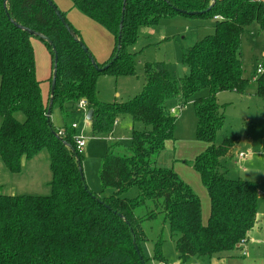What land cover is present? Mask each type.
Wrapping results in <instances>:
<instances>
[{
	"label": "trees",
	"instance_id": "16d2710c",
	"mask_svg": "<svg viewBox=\"0 0 264 264\" xmlns=\"http://www.w3.org/2000/svg\"><path fill=\"white\" fill-rule=\"evenodd\" d=\"M71 2L113 36L109 58L96 62L99 68H107L94 67L89 51L79 44V31L60 11L70 27L67 30L46 0H0V159L10 172L17 173L23 158L46 149L51 171L48 195L0 193V264L165 263L161 238L154 243L151 257L144 255L141 246L147 240L142 221L159 212L175 237L182 262L239 249V242L246 241L258 222L259 187L254 181L226 176L223 163L233 156L237 139L225 137L214 144L224 122L218 94L248 91L241 59L242 35L253 22L264 32V0ZM174 15L213 22V32L183 52L188 73L176 78L163 61L144 62V83L138 94L124 102L101 101L96 90L99 74H136L137 53L130 48L139 30ZM32 38L39 39L50 53V84L56 51L55 88L51 96L49 85L45 99L36 76ZM260 66L254 94L264 98V64ZM203 90L207 94L197 96ZM50 97L51 115L57 106L62 118L77 112L79 101L85 100L87 110L93 109L89 120L92 135L111 133L123 114L142 123V129H132L126 154L114 153L112 146L106 148L99 170L102 191H92L80 176L73 122L64 123L59 135L51 117L47 120ZM177 98L192 99L196 138L208 145L191 161L209 197L206 222L195 192L175 171L157 166L152 158L166 141L174 140L176 115L169 104ZM107 188L112 193L103 196ZM132 188L137 195L127 197ZM147 201L153 202L154 209L145 217L137 215L136 209Z\"/></svg>",
	"mask_w": 264,
	"mask_h": 264
},
{
	"label": "rangeland",
	"instance_id": "374dc122",
	"mask_svg": "<svg viewBox=\"0 0 264 264\" xmlns=\"http://www.w3.org/2000/svg\"><path fill=\"white\" fill-rule=\"evenodd\" d=\"M52 1L60 11L64 12L70 25L79 31L82 42L91 54L95 53L96 60L102 58L107 60L114 46L113 36L103 26L74 7L71 0ZM212 23V19L174 15L160 19L154 26L141 28L137 40L130 48V52L137 53L136 74L116 76L112 71L99 74L96 82L98 98L103 102H124L138 94L144 83V62L163 61L176 78L184 76L188 73V68L182 61L183 52L205 35L211 34ZM32 43L36 76L41 81L42 94L46 95L50 85V53L39 39L32 38ZM92 56L94 58L93 54ZM241 59L243 76L249 80L248 91L245 94L234 91H223L218 94L224 122L217 132L214 144H220L225 137H236L233 156L224 160V170L226 176L230 178L250 180L258 185L260 194L257 207L262 216L264 240V98L254 94L255 79L258 76L257 67L264 64V32H259L255 22L243 32ZM206 94L207 91L203 90L197 96ZM169 106L175 108L174 140L166 141L164 149L152 158L157 166L175 171L195 192L203 205L202 217L206 222L209 215V197L198 173L192 168L191 161L208 145L196 138V117L192 99L184 101L177 98L172 100ZM51 119L54 126L59 128L57 130L59 135H62L61 129L64 123L70 125L71 122H76L77 128L71 126V129H75V136H82L85 142L79 150L83 177L87 186L94 192L102 191L99 170L106 148L112 146L114 153L126 154L132 129L143 128L142 123L133 121L129 114H123L117 118L118 123L111 133L92 135L90 124L85 119V111L78 109L71 116L62 118L57 106L53 108ZM110 135L112 139L109 138ZM239 151L249 155L246 156L247 158H240ZM50 180L49 154L46 149H41L32 158H23L20 171L17 173L10 172L0 159L1 194L48 195L51 191ZM111 193L112 190L107 188L102 195L108 196ZM136 195V188L126 193L127 197ZM153 209V202L147 201L145 205L136 209V214L145 217ZM141 227L147 237L146 241L141 242L146 257H151L154 243L159 238L162 239V253L166 262L149 260V264H240L243 259L238 253L229 261L219 260L218 255H213L203 258L192 257L182 262L175 249V237L168 224L164 222L162 212L154 218H145ZM255 255L257 261L258 254Z\"/></svg>",
	"mask_w": 264,
	"mask_h": 264
},
{
	"label": "crops",
	"instance_id": "0c3cea01",
	"mask_svg": "<svg viewBox=\"0 0 264 264\" xmlns=\"http://www.w3.org/2000/svg\"><path fill=\"white\" fill-rule=\"evenodd\" d=\"M92 54L94 55L95 62H98V63L105 62L106 59H103V58H102V60L97 61L96 58H95V53L93 52ZM49 56H50V54H49ZM49 60H50V65H51V58L50 57H49ZM50 75H51V73H50ZM46 97H47V94L46 95L44 94L43 98L45 99ZM87 111L88 110H86V112H85V119H86ZM86 121L89 123L88 120H86ZM116 121L118 123V119H116ZM73 123H76V122L73 121ZM115 125H114V127H115ZM109 138L112 139V135H110ZM171 141L172 140H169V142H171ZM240 153H244L245 156H240ZM248 155H249L248 153H245L243 151H239L238 152V157H240V158H247L246 156H248ZM259 194H260V192H259ZM209 207H210V203H209ZM201 208H202V214H203V205L202 204H201ZM260 214L261 213H260V211L258 210V207H257L258 222H257L256 226L252 229V231L249 233V235H248L243 247H240L239 249H236V250H234L233 252H231L229 254L218 255L217 258L219 260L229 261L231 258H234L239 253V254H241V256L243 258L242 261L240 262V264H263V256H264L263 245H264V240H263V235H262V216ZM259 216H260V218H259ZM202 221H203V217H202ZM242 251H245L246 254L243 255ZM255 254H258L257 261H255V257H256Z\"/></svg>",
	"mask_w": 264,
	"mask_h": 264
},
{
	"label": "water",
	"instance_id": "95a60500",
	"mask_svg": "<svg viewBox=\"0 0 264 264\" xmlns=\"http://www.w3.org/2000/svg\"><path fill=\"white\" fill-rule=\"evenodd\" d=\"M46 1L54 9L55 14L61 19V21L64 24V26L66 27V29L70 30L69 25L66 23L65 19L62 17V15L60 13V10L57 8V6L52 2V0H46ZM213 1H215V0H213ZM123 15H124V7L122 9V16H121V19H120L119 31H121V29H122ZM38 37L40 39L47 40L51 44V41L48 40V38L45 35L39 34ZM118 39H120V34H119ZM79 44L81 45L83 51L88 52V49L84 45L83 42L79 41ZM53 49H54V47H53ZM54 52H55V57H54V64H53V74H52V79H51V84H50V94H51V96H52V94L54 92V88H55V75H56V60H57V56H56L55 49H54ZM88 57L91 59L93 65H94V67L96 69L103 70V69L107 68V65L102 67V68H99L98 65L96 64L94 58L92 57L91 53H89V52H88ZM52 101H53L52 97H50L49 104H48V107H47V110H46V118H47L48 121L50 120V117H51ZM92 113H93V109L92 108L88 109V111L86 113V120H91ZM78 170H79L80 176L83 178V172H82V167H81L80 163H78Z\"/></svg>",
	"mask_w": 264,
	"mask_h": 264
},
{
	"label": "built area",
	"instance_id": "2783aa9c",
	"mask_svg": "<svg viewBox=\"0 0 264 264\" xmlns=\"http://www.w3.org/2000/svg\"><path fill=\"white\" fill-rule=\"evenodd\" d=\"M261 70H262V67L259 65L257 67V73H260ZM77 107H78V109H81V110L86 112V110H87V102L85 100H80L78 105H77ZM170 112L171 113H175V108L171 107L170 108ZM116 123H117V121L114 122V124H116ZM71 126L73 128H77V124L76 123H72ZM74 138H75L76 146L80 150L85 145L84 138L82 136H79V135L74 136ZM240 156H245V154L244 153H240ZM244 243H245V240H241L239 242L240 247H243ZM242 254L245 255L246 252L242 251Z\"/></svg>",
	"mask_w": 264,
	"mask_h": 264
}]
</instances>
